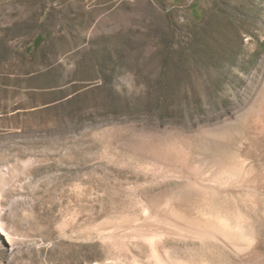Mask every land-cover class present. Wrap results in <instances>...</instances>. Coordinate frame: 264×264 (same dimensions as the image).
Masks as SVG:
<instances>
[{
	"label": "rangeland",
	"instance_id": "obj_1",
	"mask_svg": "<svg viewBox=\"0 0 264 264\" xmlns=\"http://www.w3.org/2000/svg\"><path fill=\"white\" fill-rule=\"evenodd\" d=\"M225 162L264 175V0H0V264H245L134 236L220 213L264 252Z\"/></svg>",
	"mask_w": 264,
	"mask_h": 264
},
{
	"label": "bare ground",
	"instance_id": "obj_2",
	"mask_svg": "<svg viewBox=\"0 0 264 264\" xmlns=\"http://www.w3.org/2000/svg\"><path fill=\"white\" fill-rule=\"evenodd\" d=\"M243 166H238L237 164L226 163V162L223 163L222 165H219V167H217L216 169L214 168V170H212L210 174H206L205 176H202V181H201L202 190L205 192H207L208 190H213V191L222 190L226 192L237 191V193L242 190H246L247 192L256 191L264 194V175L251 173L248 170H246L245 168L246 166L245 167ZM246 197H247L246 202L250 203L251 205L252 204L251 194L248 193ZM172 211L175 212L174 210ZM183 218L186 219V217ZM236 219H238V225H237L238 228H241L243 220L246 219L245 216L240 212L239 217ZM122 221H126V223L136 222V219L129 217L128 220L122 219ZM185 222L186 224H184V226L177 227V224H175L176 226L172 224L163 225L160 222H154V221L150 222L145 220L143 223L138 224V227H136L137 234H134V236H141V237L151 236V238L154 240L159 236L167 234L171 236L178 235L184 237H193L192 239L197 238V239H201L202 241L213 240L217 243L224 244L225 248L230 250V252H232L234 256H236L239 260H241L245 264H264V258H263L264 252L262 251L263 248L261 249V247L259 246H253L252 242L248 241L246 238L237 237L236 234L234 233L236 231V230L234 231L235 228L233 229L231 227V225L233 224H230L231 222H229V220L226 217H224L223 214L220 213H217L215 215L205 214L202 215L201 220L197 219V220H189ZM235 222H237V220ZM117 225L118 224L116 223L115 226ZM11 236L12 235L9 229L5 225L0 224V244L2 245H6V243L11 244L12 241ZM106 238L110 239L112 237L111 235H109L106 236ZM202 264H210V263L203 262Z\"/></svg>",
	"mask_w": 264,
	"mask_h": 264
},
{
	"label": "built area",
	"instance_id": "obj_3",
	"mask_svg": "<svg viewBox=\"0 0 264 264\" xmlns=\"http://www.w3.org/2000/svg\"><path fill=\"white\" fill-rule=\"evenodd\" d=\"M94 1V0H93Z\"/></svg>",
	"mask_w": 264,
	"mask_h": 264
}]
</instances>
